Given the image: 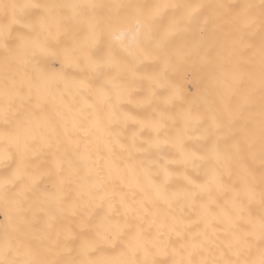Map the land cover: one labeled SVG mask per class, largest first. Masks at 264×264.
Listing matches in <instances>:
<instances>
[{
	"label": "snow or ice",
	"instance_id": "obj_1",
	"mask_svg": "<svg viewBox=\"0 0 264 264\" xmlns=\"http://www.w3.org/2000/svg\"><path fill=\"white\" fill-rule=\"evenodd\" d=\"M0 169V264H264V0H0Z\"/></svg>",
	"mask_w": 264,
	"mask_h": 264
},
{
	"label": "bare ground",
	"instance_id": "obj_2",
	"mask_svg": "<svg viewBox=\"0 0 264 264\" xmlns=\"http://www.w3.org/2000/svg\"><path fill=\"white\" fill-rule=\"evenodd\" d=\"M20 2H23V0H20ZM67 2H74V3H88V2H95V3H115V2H120V3H128L129 0H67ZM142 2H151V0H142ZM206 2H216V0H206ZM224 2L226 3H239L241 2V0H224ZM256 3H259V0H255ZM125 55V54H122ZM51 67L52 68H59L60 67V63L58 61H53L51 62ZM151 64L150 62H145L143 65H141V69L145 70V71H150L151 70ZM189 80H191V76H189ZM185 89L187 94L191 95L192 93H194L196 91V86L193 83H186L185 84ZM144 92L142 90H137L135 92H133V98H134V102L133 103H125L122 105V108L125 112H130L133 114H138V115H147L151 112V109H145V108H141L138 107L137 104L135 103V100L138 99L139 97L143 96ZM67 100H71V97H67ZM73 103V108L78 109L80 107V98L76 97L75 100L72 101ZM178 111V108H174L173 112ZM85 126L87 125V122L85 121ZM137 127L136 125L132 124L131 122L129 123L127 129H123L121 130L119 127L116 128L117 132H122L120 139L123 143H127L128 140L127 138L129 136L132 135L133 132L137 131ZM148 135V133L145 131L143 133H141V137L142 139L140 141H138V145L140 147L143 148H147V145L143 143V137H146ZM201 141L199 140H193L190 141L189 144L190 146H192L194 148V150L199 149L200 145H201ZM122 159H127L128 154L126 152L124 153H120ZM134 157H138V158H143L145 160V163L147 164L148 160L151 159H158L160 164H165L169 159H171V155H172V149L170 148V146H165V150L159 155V157L148 153V152H134L133 153ZM102 163V162H101ZM168 167L170 169H174L177 166L174 164H168ZM151 168L153 170V172L157 171V167L155 164L151 165ZM3 169H0V172H3ZM203 166L200 164V162H197L196 166H190L187 170V174L190 175L193 179L197 180V182L201 181L204 176H203ZM142 178V177H141ZM154 179H161V177L159 176H154ZM227 179V177H226ZM234 179V177H233ZM184 186V182L183 180L178 177V176H173L170 183H169V188L171 190H177L181 187ZM123 191L128 192L129 190L127 188L123 189ZM140 193L137 192V197H139ZM129 199H131L130 195H129ZM221 202H223V200L221 199ZM176 207V211H179L178 206H174ZM253 210L254 211H258V208L256 206H253ZM187 208H185V212L187 213ZM4 217L2 212H0V221H3ZM222 235V233H221Z\"/></svg>",
	"mask_w": 264,
	"mask_h": 264
}]
</instances>
